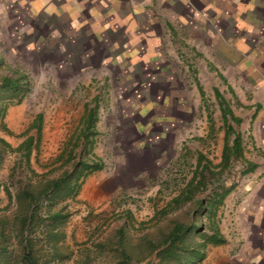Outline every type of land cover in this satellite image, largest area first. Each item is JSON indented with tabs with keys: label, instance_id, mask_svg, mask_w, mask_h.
Returning a JSON list of instances; mask_svg holds the SVG:
<instances>
[{
	"label": "rangeland",
	"instance_id": "rangeland-1",
	"mask_svg": "<svg viewBox=\"0 0 264 264\" xmlns=\"http://www.w3.org/2000/svg\"><path fill=\"white\" fill-rule=\"evenodd\" d=\"M8 5L0 2V71H22L27 84L22 96L7 101L0 111V138L12 149L1 153L0 219L10 221L20 189L70 169L73 160L60 165L64 150L84 126V109H96L91 145L81 140L73 151L75 159L94 157L101 167L84 177L73 198L56 205L68 212L56 245L61 254L53 257L50 245L33 238L38 261L107 262L113 248L99 244L111 237L126 212L131 243L165 228L170 220L185 219L188 203L164 214L160 210L194 174L201 153L204 160L197 176L205 184L195 196L207 201L214 189V200L223 190L227 193L215 202L212 219L205 210L199 213L203 231L209 232L213 222L225 242L207 246L197 264H264V45L253 44L256 60L249 49L241 59L236 53L243 45L234 41L243 34L232 33L226 21L219 34L189 18L191 25L181 36L205 39L199 29L208 28L209 40L216 42L208 60L178 48L177 60L172 57L168 66L159 67L172 84L170 91H165L167 83L156 94L144 91L142 97L141 87L154 86L148 67L136 71L138 65L129 62L107 67L101 59L83 61V53H91L80 48L86 44L85 33L74 39L68 32L61 34L66 25L60 20L32 18L25 6ZM217 36L224 41L218 42ZM115 52L102 49L101 55ZM223 105L240 119L234 123L227 118V123L239 135L241 155L221 171L216 165L224 142ZM28 136L33 140L25 155L15 148ZM60 153L62 159L56 160ZM249 163L254 166L244 171ZM217 177L219 186L212 187ZM11 252L17 253L14 241Z\"/></svg>",
	"mask_w": 264,
	"mask_h": 264
},
{
	"label": "trees",
	"instance_id": "trees-1",
	"mask_svg": "<svg viewBox=\"0 0 264 264\" xmlns=\"http://www.w3.org/2000/svg\"><path fill=\"white\" fill-rule=\"evenodd\" d=\"M26 84L27 79L22 71L17 69H10L9 73L0 71V111L7 101L13 97L18 99L22 96ZM221 109L225 131L220 160L216 167L223 171L230 166L233 159L241 155V146L239 135L230 123H227V118L234 123H238L240 119L234 116L230 109L224 108V105ZM95 119V107H86L81 117V123L84 126H80L76 141L70 143L71 147L68 149L66 146L67 149L64 150L66 157L60 163V165H65L64 163L73 160L70 169H65L57 177L46 179L36 186L22 188L16 194V208L12 218L10 221L5 218L0 219V264H41L38 261L40 252L35 247L33 238L50 245L53 257L61 254L56 245L62 238L60 228L68 217V212L64 210V205L60 204L59 207L56 205L67 198H73L84 177L101 167V164L94 157L75 159L73 151V148L81 140L85 146L91 145L90 136L95 131ZM39 120L40 115H37L33 121L36 131L39 129ZM229 136H232L230 142H228ZM32 140V136L26 137L15 149L24 150L25 155H28ZM6 148H10L8 143L0 138V159L2 151ZM63 154L60 153L56 160L62 159ZM202 160L204 158L199 153L194 174L188 179L182 190L170 198L165 207L160 210V213L164 214L167 210L188 203L185 219L170 220L165 228H159L151 235L141 236L139 243H131L127 221L129 213L126 212L125 217L120 219V224L114 229L111 237L99 244L101 247L113 248L111 258L105 263H87L86 260L82 264H197L204 258L207 246L224 242L223 236L218 232L215 225H212L213 222H211L209 232L203 231L200 211L205 210L206 216L212 219L214 206H216L215 202H221L227 192L223 190L215 199L216 201L213 199L215 189L207 197V201L195 196L205 184L204 178L197 176V170L201 166ZM253 166L254 164L249 163L244 171ZM218 178L212 187L217 188L219 186ZM34 230L37 231L36 234ZM30 233H34L33 237L30 236ZM13 241L17 244L16 254L11 252Z\"/></svg>",
	"mask_w": 264,
	"mask_h": 264
},
{
	"label": "crops",
	"instance_id": "crops-1",
	"mask_svg": "<svg viewBox=\"0 0 264 264\" xmlns=\"http://www.w3.org/2000/svg\"><path fill=\"white\" fill-rule=\"evenodd\" d=\"M0 2L9 3V7L25 6L26 14L32 18L38 17L43 21L60 20L66 25V31L61 34L68 32L74 39L78 34L85 33L88 38L86 44L83 43L80 48L90 50L91 53H83L81 59L83 61L97 58L104 60L103 63L107 67L129 62L130 65H138L136 71H140L139 67H148V73L153 72L152 76L155 77L154 86L141 87L142 97L144 91L156 94L154 91L164 89L167 83L165 91H170L172 84L159 67L168 66L167 59L171 60L172 57L177 60L178 48H181V51L194 50L196 57L200 55V59L208 60L210 49H213L216 42L209 40L208 28L199 29L204 33L205 39L181 36L183 28L191 25L189 18H194L199 25L204 23L206 27L213 28V32L219 34L224 33L222 23L226 21V26L232 33L243 34L234 41L243 45L236 53L241 59L244 56L241 53L249 49L256 60L257 48L253 47V44L264 45V0H0ZM205 6H209L210 9L204 11ZM135 22L139 24L138 28L135 27ZM114 28L116 32L111 34L110 31ZM217 39L218 42L224 41L218 36ZM102 49L116 52L114 55H101ZM97 51L98 54L95 55ZM249 56L252 57L251 54ZM168 73L170 75L171 71L168 70ZM147 74L144 78L148 77ZM172 75H175L174 70ZM259 247H262V244Z\"/></svg>",
	"mask_w": 264,
	"mask_h": 264
}]
</instances>
